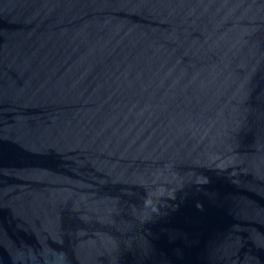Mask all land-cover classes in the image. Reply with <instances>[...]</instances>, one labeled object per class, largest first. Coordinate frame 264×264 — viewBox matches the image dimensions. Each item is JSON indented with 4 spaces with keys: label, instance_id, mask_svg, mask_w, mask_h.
Listing matches in <instances>:
<instances>
[{
    "label": "water",
    "instance_id": "obj_1",
    "mask_svg": "<svg viewBox=\"0 0 264 264\" xmlns=\"http://www.w3.org/2000/svg\"><path fill=\"white\" fill-rule=\"evenodd\" d=\"M0 264H264V0H0Z\"/></svg>",
    "mask_w": 264,
    "mask_h": 264
}]
</instances>
